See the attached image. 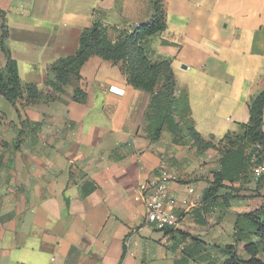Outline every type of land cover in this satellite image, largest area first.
<instances>
[{
    "label": "crops",
    "instance_id": "1",
    "mask_svg": "<svg viewBox=\"0 0 264 264\" xmlns=\"http://www.w3.org/2000/svg\"><path fill=\"white\" fill-rule=\"evenodd\" d=\"M0 8L21 81L42 91L35 103L18 101L20 112L0 108V264H224L239 215L264 205V176L258 183L249 168L206 198L222 139L244 135L249 104L264 90V0H163L167 27L144 42L151 60L171 62L196 130L217 145L204 150L185 129L148 135L152 95L129 83L122 62L94 55L79 82L47 95L49 66L77 52L85 28L100 21L116 40L152 18L151 0H0ZM0 24L4 68L1 16ZM78 86L83 101L74 100ZM241 141L250 155L246 140L233 146ZM163 165L182 217L175 228L147 220L140 189ZM257 215L264 221V210ZM249 258L243 251L237 264Z\"/></svg>",
    "mask_w": 264,
    "mask_h": 264
},
{
    "label": "trees",
    "instance_id": "2",
    "mask_svg": "<svg viewBox=\"0 0 264 264\" xmlns=\"http://www.w3.org/2000/svg\"><path fill=\"white\" fill-rule=\"evenodd\" d=\"M151 1L154 6L152 18L146 23H141L139 27L120 32L116 40L110 38L109 27L100 21L85 28L82 31L80 47L77 52L67 57H61L49 66L52 76L47 81L51 88L47 95L52 99H58L60 98L59 94L65 92V87L68 84L74 80L79 82L82 79L80 74L82 66L94 55L114 63L122 62L129 83L152 95L146 114L145 129L153 140L160 139L165 126H167L176 135L184 132L185 129L192 145L198 146L201 150L217 148L213 141L204 139L196 130L191 117L192 111L188 94L178 90L171 62L168 59L153 61L146 52L144 42L167 27L163 0ZM0 16L3 19L1 46L7 57L6 66L0 68V94L20 112L18 101L25 98L28 104L35 103L41 98L42 91L36 84H24L21 81L18 63L5 45L8 29L6 12L1 8ZM86 95V92L78 86L75 89L74 100L83 101ZM249 108L250 121L243 125L244 135L233 139V135L227 134L222 139V142L226 141L225 148L222 149V168L215 173L212 185L206 190V198L214 196L220 188H223L224 180L232 181L231 173L242 172L246 168L250 169L251 160H254V157L245 155V145L242 141L237 147L233 146L236 140H246L254 147L257 152L255 165L260 163L264 157V90L251 100ZM257 178L258 183L261 184L263 177ZM94 189L95 186L87 194ZM263 210L264 205L256 212L239 215L236 221L237 243L226 246L230 258L224 264H237L243 251L250 256L245 261L247 264H264L258 258L261 244H264V221L257 215ZM253 235L257 240L252 239Z\"/></svg>",
    "mask_w": 264,
    "mask_h": 264
},
{
    "label": "built area",
    "instance_id": "3",
    "mask_svg": "<svg viewBox=\"0 0 264 264\" xmlns=\"http://www.w3.org/2000/svg\"><path fill=\"white\" fill-rule=\"evenodd\" d=\"M140 23L136 25L139 27ZM116 92H122L115 88ZM256 177L264 176V157L262 161L253 167ZM169 172L165 165L160 167L155 179L143 182L140 186L144 194L147 208V220L154 222L161 227H179L182 217L174 211L175 198L168 193ZM192 191V190H191Z\"/></svg>",
    "mask_w": 264,
    "mask_h": 264
},
{
    "label": "rangeland",
    "instance_id": "4",
    "mask_svg": "<svg viewBox=\"0 0 264 264\" xmlns=\"http://www.w3.org/2000/svg\"><path fill=\"white\" fill-rule=\"evenodd\" d=\"M0 30H1V24H0ZM3 100V102H0V108L1 109H3L4 107V103H6L7 105H10V103H9V101H7L5 98H2ZM2 119L4 120V118L3 117H1L0 118V124H2ZM0 133H1V130H0ZM251 145L249 144V147H250ZM249 153H250V155H251V157H254V160H251V163H252V165H251V167H250V170H249V174H250V177L251 178H253L255 175H254V173H253V167H254V165H255V159H256V157H257V152H256V150L253 148V149H250L249 150ZM256 177V176H255Z\"/></svg>",
    "mask_w": 264,
    "mask_h": 264
}]
</instances>
